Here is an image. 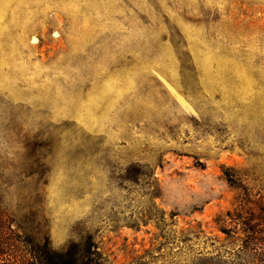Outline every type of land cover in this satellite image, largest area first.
I'll return each mask as SVG.
<instances>
[{"label": "rangeland", "instance_id": "1", "mask_svg": "<svg viewBox=\"0 0 264 264\" xmlns=\"http://www.w3.org/2000/svg\"><path fill=\"white\" fill-rule=\"evenodd\" d=\"M225 169L264 189V0H0L11 238H90L105 264L237 250L215 222L241 194Z\"/></svg>", "mask_w": 264, "mask_h": 264}, {"label": "trees", "instance_id": "2", "mask_svg": "<svg viewBox=\"0 0 264 264\" xmlns=\"http://www.w3.org/2000/svg\"><path fill=\"white\" fill-rule=\"evenodd\" d=\"M144 167H132L130 180L138 182L143 176H148L143 171ZM224 175L241 194L236 207L218 214L215 222L225 235V241L238 244L237 250L223 248L219 253H200L191 263L179 264H264V189L256 190L243 183L241 176L232 170L225 169ZM8 228L0 229V259L4 257L5 261L15 258L21 264H105L99 251L92 248L90 238L73 242L63 252H56L48 243L41 244L32 237L26 240L20 236L11 238L12 230ZM15 241L29 247H26L25 254L26 250L21 247L24 255L19 254L18 258L11 250Z\"/></svg>", "mask_w": 264, "mask_h": 264}]
</instances>
